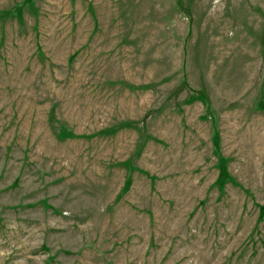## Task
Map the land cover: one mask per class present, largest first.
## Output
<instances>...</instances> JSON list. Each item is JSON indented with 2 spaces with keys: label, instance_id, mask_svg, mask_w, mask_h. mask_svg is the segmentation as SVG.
Wrapping results in <instances>:
<instances>
[{
  "label": "rangeland",
  "instance_id": "rangeland-1",
  "mask_svg": "<svg viewBox=\"0 0 264 264\" xmlns=\"http://www.w3.org/2000/svg\"><path fill=\"white\" fill-rule=\"evenodd\" d=\"M0 264H264V0H0Z\"/></svg>",
  "mask_w": 264,
  "mask_h": 264
}]
</instances>
